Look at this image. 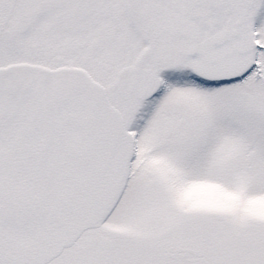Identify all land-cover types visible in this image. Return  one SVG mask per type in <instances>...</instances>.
<instances>
[{
  "label": "snow or ice",
  "instance_id": "obj_1",
  "mask_svg": "<svg viewBox=\"0 0 264 264\" xmlns=\"http://www.w3.org/2000/svg\"><path fill=\"white\" fill-rule=\"evenodd\" d=\"M0 264H264V0H0Z\"/></svg>",
  "mask_w": 264,
  "mask_h": 264
}]
</instances>
